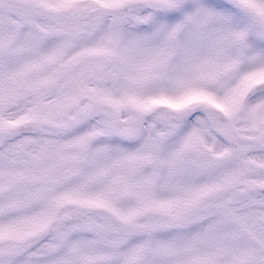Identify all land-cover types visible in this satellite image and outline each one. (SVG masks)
I'll list each match as a JSON object with an SVG mask.
<instances>
[{
    "label": "snow or ice",
    "instance_id": "obj_1",
    "mask_svg": "<svg viewBox=\"0 0 264 264\" xmlns=\"http://www.w3.org/2000/svg\"><path fill=\"white\" fill-rule=\"evenodd\" d=\"M0 264H264V0H0Z\"/></svg>",
    "mask_w": 264,
    "mask_h": 264
}]
</instances>
